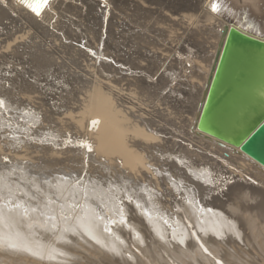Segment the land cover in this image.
Here are the masks:
<instances>
[{"label": "bare ground", "instance_id": "bare-ground-1", "mask_svg": "<svg viewBox=\"0 0 264 264\" xmlns=\"http://www.w3.org/2000/svg\"><path fill=\"white\" fill-rule=\"evenodd\" d=\"M260 3L49 0L38 16L21 0H0V69L14 67L13 76L0 77L10 84L0 83V120L27 109L19 129L42 122L44 131L51 129L45 137L69 134L66 140L86 148H45L41 156L51 151L57 163L60 155L74 163L88 156L79 169L93 177L77 185L1 159L0 264H264V171L244 174L255 162L194 128L223 25L230 19L263 35ZM144 15L154 18L153 28L183 30L180 46L167 53L155 47L158 70L141 50L132 51L135 59L125 51L131 48L123 28L132 17L144 20L136 23L144 28ZM199 30L212 42L198 57L189 36ZM54 91L69 96L60 107L50 105ZM17 119L11 121L17 125ZM4 145L0 155L15 153ZM18 152L11 161L25 159ZM233 162L241 169L229 171ZM94 163L109 172L97 176ZM224 174L234 183L222 185Z\"/></svg>", "mask_w": 264, "mask_h": 264}, {"label": "water", "instance_id": "water-1", "mask_svg": "<svg viewBox=\"0 0 264 264\" xmlns=\"http://www.w3.org/2000/svg\"><path fill=\"white\" fill-rule=\"evenodd\" d=\"M220 35L194 128L264 168V34L228 19Z\"/></svg>", "mask_w": 264, "mask_h": 264}, {"label": "rangeland", "instance_id": "rangeland-1", "mask_svg": "<svg viewBox=\"0 0 264 264\" xmlns=\"http://www.w3.org/2000/svg\"><path fill=\"white\" fill-rule=\"evenodd\" d=\"M146 15H148V14H146ZM142 17V16H141ZM144 17L146 18V16L144 15ZM148 18H146V23H145V27L143 28V27H140V26H138L136 23H142L144 20H142V19H139L138 17H132V23H130V22H128L127 21V23H128V26L129 27H125V28H123V29H125L124 30V32H126V34L124 33V35H125V38H127V40H128V44H129V46H130V48L131 49H129V48H126L125 49V51H129L130 52V55H132V58L133 59H135L136 57H137V55H135V54H133V52L134 53H136L138 50H141L140 51V53H142L143 55H145L146 57V59H145V62L147 63V64H149V63H151V64H149V66L152 68L154 65V67H156V69L158 70L159 69V67H157L156 65H158L157 63H156V61H155V59H154V57H152V55H153V53H154V50H155V47L156 46H158V47H160L159 49H162V50H164L163 52H166L167 53V51L166 50H168V51H170L171 50V48H173V46H176V45H179L178 43H177V41H178V39H180V35L182 36V33H183V30H180V29H177V30H172L171 31V29H166L165 30V28L164 27H166V26H164V27H159V28H157V27H155V28H153V22H154V18L153 17H151L150 18V16H147ZM134 18H136V19H134ZM152 19V21H150V20ZM133 20H134V22H133ZM140 22H139V21ZM148 21V22H147ZM113 23L115 22L116 23V20H113L112 21ZM151 22V23H150ZM114 23V24H115ZM143 23V24H144ZM135 24V25H134ZM147 25V26H146ZM150 25H151V27H150ZM135 26V27H134ZM149 27H150V29H149ZM138 28V29H137ZM142 28V29H141ZM167 28V27H166ZM129 30V31H127V30ZM133 29V30H132ZM144 29V30H143ZM154 29V30H153ZM137 30V31H136ZM147 30H149V31H147ZM155 30H157V31H155ZM163 30V31H162ZM139 31V32H138ZM130 32V33H129ZM149 32V33H148ZM160 32V33H159ZM169 32V33H168ZM170 32H171V34H170ZM141 33V34H140ZM145 33H147V34H149V35H147V34H145ZM154 33V34H153ZM158 33V34H157ZM162 33H164V34H162ZM173 33V34H172ZM199 34V35H197V34ZM196 33H192L191 34V36H189V39H190V41H191V48L193 49V51L195 52V50H196V55L195 56H197L198 55V57L199 56H201V55H199V52L201 53L202 52V54H203V52L205 51L204 49H208V51L210 52L211 51V47H210V45H209V42L211 41V40H209V38H208V35L205 33V32H201L200 30H199V32L197 31ZM128 34V35H127ZM157 34V35H156ZM196 34V35H195ZM204 34V35H203ZM134 35H137L138 37H135ZM163 35L165 36V37H163ZM169 35H171V36H173L172 38H171V36H169ZM202 35V36H201ZM128 36H130V37H128ZM133 36V37H132ZM141 36H143V37H141ZM146 36H147V38H146ZM151 36H155V38L154 37H151ZM157 36V37H156ZM159 36V37H158ZM195 36V37H194ZM162 37V38H161ZM170 37V38H169ZM200 37V38H199ZM204 37V38H203ZM206 37H207V39H206ZM124 38V39H125ZM134 38V39H133ZM140 38V40H138V39ZM147 40H146V39ZM152 38V39H151ZM158 40H157V39ZM160 38V39H159ZM193 38H195V39H193ZM164 39V40H163ZM177 39V40H176ZM135 40V41H134ZM136 40H137V42H136ZM157 40V41H156ZM123 40H121V42H122ZM142 42V44H140L141 42ZM153 41V42H152ZM163 41V42H162ZM199 42V45L201 46H199V45H197L198 44V42ZM85 42V41H84ZM144 42V43H143ZM150 42V43H149ZM152 42V43H151ZM156 42H157V44H156ZM175 42V43H174ZM196 42V43H195ZM200 42H202L203 43V45H202V43H200ZM212 42V41H211ZM173 43V44H172ZM193 43V44H192ZM132 44H135V45H132ZM145 44V45H144ZM149 46V48H148V46ZM162 44V45H161ZM208 45V46H206V45ZM141 46V47H140ZM144 46V47H143ZM152 46V47H151ZM180 46V45H179ZM178 46V47H179ZM196 46V47H195ZM139 47V48H138ZM158 47H156V48H158ZM171 47V48H170ZM203 47V48H202ZM210 47V48H209ZM133 48V49H132ZM141 48V49H140ZM144 48V49H143ZM181 48H183V46L181 45ZM194 48H196V49H194ZM136 50V51H135ZM144 50V51H143ZM146 50H147V52H146ZM149 50H150V52H149ZM153 50V51H152ZM133 51V52H132ZM129 52H127L128 54H129ZM147 53V54H146ZM151 53V54H150ZM204 55V54H203ZM148 57V58H147ZM149 57H151V58H149ZM149 59V60H148ZM152 59H154V60H152ZM107 60H109L108 62H111V59H107ZM151 60H152V62H151ZM154 61V62H153ZM149 62V63H148ZM164 62V61H163ZM156 63V64H155ZM10 65V66H9ZM9 65H6V67L5 66H3V67H1V69H0V77H7L8 78V76L10 77V75L11 76H13L14 75V73H13V71H12V68H14L13 67V65L12 64H9ZM30 65V64H29ZM30 67H31V65H30ZM187 67L188 68H190V64H187ZM27 68V69H26ZM128 68V67H127ZM25 69L26 70H28V71H30V68L26 65L25 66ZM2 70V71H1ZM4 70V71H3ZM17 70L18 71H23V67H20L19 66V68H18V66H17ZM156 70V71H157ZM160 73L158 74V76L157 77H155L154 78V81L156 82L157 81V79L159 78V76H160V74L162 73L161 72V70L159 71ZM189 72H190V70L189 71H187V74H189ZM2 73V74H1ZM27 77H28V75H26V79H27ZM28 79H29V77H28ZM31 81H32V79H30ZM56 82H58V81H54V83H56ZM1 83V85H4V87H6L7 85H9L8 87H10V84H9V82L7 81H1L0 82ZM5 83V84H4ZM43 85H45V83L43 84ZM7 88V87H6ZM183 90H184V92H186L187 90H186V88H183ZM55 92V94H53ZM54 92H52V93H50V92H48V93H50V95H54V98H55V96H56V100L54 99V100H50V97L48 98L49 100H50V105L52 106L53 104H55L56 106H61L62 104V102H63V97L64 98H67V97H69L68 96V94L66 95V93H60L59 91H54ZM57 93V94H56ZM64 94H65V96H64ZM59 96H61V97H59ZM3 99L4 98H0V100H2L3 101ZM55 101H57V102H55ZM62 101V102H61ZM52 102H53V104H52ZM67 102V101H66ZM23 109V108H22ZM25 110H27V109H24V111ZM29 110V109H28ZM55 110V109H54ZM20 112V111H16L15 113L16 114H12V116L13 117H16V118H13L12 116H11V114H8V115H6L5 117H4V119H1L0 120V141L2 142V144L4 145V143H5V147H6V149L7 150H10V151H14L15 153L16 152H18V154L19 155H21V156H24V158L25 159H20L19 157L18 158H16L17 160H14V161H11V158H9V157H16V155H15V153H9V152H4V153H2L0 156V160L1 159H3L2 160V162H3V164H6V165H8V166H13V168H14V166H16V164L17 163H21V165H19V167L20 168H25V167H27L28 165V167L29 168H27V170L29 169V171L31 170V172H33L34 171V173H40L39 175L41 176V177H43V174H47V176H54V177H59V178H63V179H67V180H71V181H74L75 180V184H77V185H80L81 183H87L86 182V180H88V181H92L93 180V177L92 176H90V174H88V173H86L84 170H80L79 169V167H80V165H81V162L83 163V164H86V166H87V164H88V156H84V157H80V156H78L77 158H75V159H72V160H75L76 162L74 163V162H72L71 161V159H70V161H69V159H67V158H61V155H60V157L59 156H57L59 159H60V162H56V161H58V160H54V158H51V157H49L48 156V154H52V152L50 151V152H48L47 153V155H45V156H41L42 154H43V150L45 149V148H48V149H50V150H52V151H57V152H61L62 150H65V151H62V152H67L68 151V149L70 150H76V149H85L86 147H85V144H76L75 142H73V140H74V138L72 139H70V140H66L67 139V137L65 136V134L66 135H69V134H67V133H65V132H63V134L61 133V134H58L57 132H53V135L54 136H56V138H55V140H54V138H51V137H45L48 133H50L51 132V129H50V132H49V130H47V131H44V129H46V124L47 123H40V127L39 126H30L31 124H29L28 123V127H30V129H29V131L26 129V128H23V127H20V129L18 128L19 127V124L21 125V124H26L25 123V121L20 117V116H23L24 115V113L25 112ZM10 112L11 113H13V111H11L10 110ZM17 112H18V114H17ZM26 113H28L27 111H26ZM19 115V116H18ZM12 117V118H11ZM37 117H40V119L42 118L41 117V115L39 116H37ZM18 118V119H17ZM10 119V121H8ZM12 119H17V122H18V124L16 125V122H12L11 120ZM20 119V120H19ZM24 121V122H23ZM14 125H13V124ZM46 126H45V125ZM45 126V127H44ZM52 126V128H54V129H56V130H58V128H56L54 125H51ZM43 127V128H42ZM43 129V130H42ZM39 131V133L36 135V133ZM41 131V132H40ZM55 131V130H54ZM29 133V135H27ZM55 133V134H54ZM57 133V134H56ZM43 134V135H42ZM36 135V136H35ZM39 135V136H38ZM59 135V136H58ZM62 135V136H61ZM41 136V137H40ZM60 137V138H58V137ZM43 137V138H42ZM45 137V138H44ZM65 139H64V138ZM50 138V140H52V141H45V139H49ZM63 138V139H62ZM57 140L59 141V142H57ZM64 141V142H63ZM67 141V142H66ZM53 142H57V145L59 146H53ZM72 142V143H71ZM6 143H8V144H6ZM58 143H61L60 145L58 144ZM75 143V144H74ZM70 145V146H69ZM9 146V147H8ZM88 147H90L91 145L89 144V145H87ZM35 147H37L39 150L41 149L42 151H40V152H42L41 154L39 153V154H37V155H34V152H35V150H34V148ZM75 147V148H74ZM53 148V149H52ZM55 149V150H54ZM57 149V150H56ZM59 149V150H58ZM88 151H89V149H87ZM33 153V154H32ZM8 154V155H7ZM9 154H10V156H9ZM13 155V156H12ZM34 155V156H33ZM39 155V156H38ZM59 155V154H58ZM5 156H8L7 158H5ZM35 157V158H34ZM38 159H37V158ZM42 157V158H41ZM44 157V158H43ZM40 158L42 159V160H40ZM47 158V159H46ZM79 159V160H78ZM6 160H10V161H6ZM64 160H66V161H64ZM23 161V162H22ZM29 161H31V162H29ZM35 161V162H34ZM6 162V163H5ZM10 162V163H9ZM13 162V163H12ZM49 162V163H48ZM55 162V163H54ZM219 162H221V163H223L222 162V160H219ZM8 163V164H7ZM23 163V164H22ZM237 163L238 162H233L231 165H228L227 166V168L229 169V168H231V169H229V171H234V169L236 170H238V169H241V167L239 166V164L237 165ZM28 164V165H27ZM32 164V165H31ZM76 164V165H75ZM108 164V162H106V165ZM256 164V163H255ZM255 164H252L251 166H245V167H247V168H243V169H241V170H243V171H245V173L244 174H250V173H252V172H256V171H260V172H262V171H264V168H262V167H260L258 164L256 165V167L254 166ZM22 165H24L23 167H22ZM31 165V166H30ZM106 165H104L103 167H99V164L98 163H94L93 164V166H94V168L98 171L97 173H96V175L98 176H103V174H104V176L106 175V173L107 172H109L108 170H106L105 169V166ZM236 165V166H235ZM55 167V168H54ZM232 167H234V168H232ZM237 167V168H236ZM251 168V170H249L250 168ZM257 168V169H254V168ZM47 168V169H46ZM60 169V170H59ZM68 169H73L72 170V172H71V174H70V171H68ZM245 169V170H244ZM247 170H249V172L247 171ZM6 171H8V169H6ZM43 171V172H42ZM247 171V172H246ZM63 172H67L66 174L65 173H63ZM70 175V176H69ZM35 176H37V175H35ZM218 176V175H217ZM80 177V178H79ZM92 177V178H91ZM51 178V177H50ZM216 178V177H215ZM231 177H230V175L229 174H227V175H222L221 176V180H222V185L224 184V183H230V184H232V183H234V180H228V179H230ZM77 179V180H76ZM91 179V180H90ZM172 181H175L173 178L171 179ZM220 184V183H219ZM221 188V187H220ZM191 189H194V187L192 188L191 187ZM209 209V208H208ZM178 214H181V211H178ZM113 226V228H115V226H114V224L112 225ZM172 230H174V228L173 227H170Z\"/></svg>", "mask_w": 264, "mask_h": 264}, {"label": "snow or ice", "instance_id": "snow-or-ice-1", "mask_svg": "<svg viewBox=\"0 0 264 264\" xmlns=\"http://www.w3.org/2000/svg\"><path fill=\"white\" fill-rule=\"evenodd\" d=\"M21 2L25 3L27 5V7H29L38 16L41 14L42 9L49 4V0H41V2L38 4L28 3V0H21ZM212 10L214 12H217L219 9L216 5H213ZM3 103L4 102L2 100H0V105H3ZM89 150H91V149H89ZM205 251H207V249H205ZM217 264H219V262H217Z\"/></svg>", "mask_w": 264, "mask_h": 264}]
</instances>
